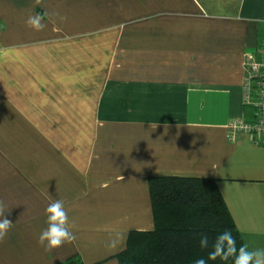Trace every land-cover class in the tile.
Masks as SVG:
<instances>
[{
  "label": "crops",
  "instance_id": "obj_1",
  "mask_svg": "<svg viewBox=\"0 0 264 264\" xmlns=\"http://www.w3.org/2000/svg\"><path fill=\"white\" fill-rule=\"evenodd\" d=\"M263 37L264 0H0V264H118L151 176L214 179L264 250V147L227 138ZM56 200L75 240L49 251Z\"/></svg>",
  "mask_w": 264,
  "mask_h": 264
},
{
  "label": "trees",
  "instance_id": "obj_2",
  "mask_svg": "<svg viewBox=\"0 0 264 264\" xmlns=\"http://www.w3.org/2000/svg\"><path fill=\"white\" fill-rule=\"evenodd\" d=\"M153 229L132 231L125 249L114 258L118 264H233V258L209 259L211 243L225 229L232 232L236 247L245 245L217 183L210 178L151 176L148 178ZM207 234L209 247L202 249L200 235Z\"/></svg>",
  "mask_w": 264,
  "mask_h": 264
},
{
  "label": "clouds",
  "instance_id": "obj_3",
  "mask_svg": "<svg viewBox=\"0 0 264 264\" xmlns=\"http://www.w3.org/2000/svg\"><path fill=\"white\" fill-rule=\"evenodd\" d=\"M42 19L41 15L30 16L27 25L39 31L43 28ZM6 212L8 211H5L3 205H0V241H3L14 224L5 217ZM45 212L48 226L41 232L39 244L44 245L45 249L50 251L75 240V236L69 228L68 215L62 200L50 203ZM199 244L202 249L209 247L210 241L207 234L200 235ZM211 248L212 251L208 254L209 259L219 258L222 261H227L231 257L233 264H264V250L249 251L246 245H241L237 249L236 240L228 229L223 230L215 237ZM195 264H207V261L201 257L195 260Z\"/></svg>",
  "mask_w": 264,
  "mask_h": 264
},
{
  "label": "built area",
  "instance_id": "obj_4",
  "mask_svg": "<svg viewBox=\"0 0 264 264\" xmlns=\"http://www.w3.org/2000/svg\"><path fill=\"white\" fill-rule=\"evenodd\" d=\"M242 68L243 102L252 110V117L232 120L227 138L232 141L237 134H245L253 145L264 147V37L256 53L244 54Z\"/></svg>",
  "mask_w": 264,
  "mask_h": 264
}]
</instances>
